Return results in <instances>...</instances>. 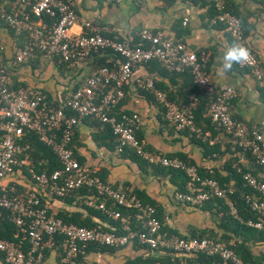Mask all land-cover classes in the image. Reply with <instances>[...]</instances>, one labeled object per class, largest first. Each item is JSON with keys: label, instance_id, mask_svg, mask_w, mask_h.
Segmentation results:
<instances>
[{"label": "built area", "instance_id": "2783aa9c", "mask_svg": "<svg viewBox=\"0 0 264 264\" xmlns=\"http://www.w3.org/2000/svg\"><path fill=\"white\" fill-rule=\"evenodd\" d=\"M104 1L117 4L122 0ZM207 1L215 9L212 23L224 26L234 42L249 48V61L239 66L248 69L264 91V69L247 43L241 19L226 8L224 0ZM43 15L53 20L48 23L43 20ZM0 20L13 31L16 42H24L23 45L15 44L11 60L13 67L41 56L50 60L59 57L67 62L69 68L76 69L99 50H109L116 56L111 65L91 69L74 91L54 105L47 103L39 87L14 85L11 70L5 62L6 40L0 36V217L6 210L8 219L28 239L27 248H23L21 239L0 237V255L6 264H41L44 247L52 243L49 239L54 235L62 237L63 261L67 264H76L78 256L84 255L90 244L119 248L136 242L149 249L162 248L181 257L179 260L171 258L168 261H142L140 264H188L183 256L198 253L217 256L220 261L191 264H247L226 243L212 238L175 237L168 240L160 232L163 224L156 216L154 205L103 180L96 168H89L78 160L71 146L79 122L86 117L95 119L111 129L116 153L131 150L150 166L179 170L189 177L186 189L174 193L175 201L200 206L213 199H222L230 215L240 219L233 200L234 185L221 183L212 175L201 176L194 164L177 156L147 149L135 134V127L141 123L140 114L122 109L117 111L125 97V85L133 76L134 65L155 61L172 73L189 72L193 84L208 98L207 115L214 127L228 136L242 153H249L254 163L264 170V133L260 128L250 127L232 116L230 103L237 90L233 85H217L211 79L206 70V51L189 49L181 39H173L162 31L153 32L149 28H142L137 35L138 44H133L132 39H120L113 27L101 26L93 18L82 20L80 31L74 32L72 27L78 21V15L72 0H0ZM135 84L162 104L164 119L175 130L202 135L195 124L194 111L200 102L198 95H189L187 101L180 105L170 100L150 76L136 77ZM26 132L36 134L40 142L52 148L61 162L60 168L40 173L34 170V165L25 157L29 145L18 142ZM232 166L253 191L244 194V200L256 213L257 219H249L247 223L262 229L264 181L238 162ZM23 170L33 182L30 190L17 192L14 184L3 183L9 175ZM83 187L94 190L83 197L87 206L105 210V201H98L96 196L102 195L114 206L131 209L139 227L133 228L127 215L112 208L108 214L120 219L122 232L65 222L50 212L48 199L69 196ZM42 196L45 198L43 203ZM44 236H48V240Z\"/></svg>", "mask_w": 264, "mask_h": 264}, {"label": "crops", "instance_id": "0c3cea01", "mask_svg": "<svg viewBox=\"0 0 264 264\" xmlns=\"http://www.w3.org/2000/svg\"><path fill=\"white\" fill-rule=\"evenodd\" d=\"M202 1L122 0L112 4L104 0H72L78 15V21L72 30L80 31L81 21L93 18L101 26L113 27L115 35L121 39H132L142 28H149L153 32L162 31L173 39H181L189 49L206 51V70L211 79L217 85L229 84L237 90L236 97L230 103L232 116L250 127L260 128L264 133V91L248 69L240 67L239 64H234L231 71H221L220 57L234 40L224 26L212 23L209 2ZM227 3L231 9L245 17L247 43L264 69L263 1L227 0ZM185 18L187 20L184 23ZM0 36L6 40L5 62L11 70L14 84L39 87L49 101L68 96L74 85L79 84L104 55L106 61L116 58L113 53H95L83 65L68 71H61L54 60L41 56L13 67L11 60L18 42L4 26H0ZM142 75L154 78L156 86L180 105L187 101L184 93L188 85L183 75L169 72L155 61L133 66V76L125 85L121 108L140 114L141 123L136 128V134L147 149L171 156L183 153L196 166L198 172H214L221 179V183L235 185L231 172L234 162L240 163L245 170L264 181V170L253 165L247 154L235 147L211 121L208 125L203 123L205 128L199 127L201 136L188 130H175L164 119L162 104L151 93L137 88L135 78ZM203 115L204 118L207 117L206 112ZM108 136L104 124L88 117L83 118L76 127L72 141L77 157L89 168L103 169L106 181L115 187L142 191L153 200L157 213L161 215L162 224L171 230V234L190 237L192 231L201 230H213L218 235L222 234L223 230L217 227L220 212L217 213L216 207L211 210L206 204L195 207L175 201L174 193L179 190L180 179L171 176L165 169L157 170L156 167L130 159L123 153H116L113 138ZM204 143H207L208 148ZM215 145H218V151L206 154L209 147ZM3 183L14 184L24 192L33 188L32 180L22 171L9 175ZM47 201L52 213L66 210L81 211L84 216L87 214L77 201L67 202L56 198ZM91 218L99 220L95 216ZM102 223L108 225L106 222ZM232 242L233 239L230 243ZM250 246L253 254H264V240L250 242ZM175 257L178 260L181 258L162 248L149 249L137 243H129L114 250L86 252L77 264H128V261L170 260ZM0 264H6L1 255ZM41 264L67 263L63 261L61 252L53 248L47 252Z\"/></svg>", "mask_w": 264, "mask_h": 264}, {"label": "trees", "instance_id": "16d2710c", "mask_svg": "<svg viewBox=\"0 0 264 264\" xmlns=\"http://www.w3.org/2000/svg\"><path fill=\"white\" fill-rule=\"evenodd\" d=\"M202 2H204V0ZM263 5H264V1H263ZM225 6L231 13H233L234 15L238 16L241 19V23H242L243 30H244V35H246V33H247L246 27L247 26H246L245 17H242L238 12L231 9L227 3V0L225 1ZM209 12H210L209 16L213 17L215 15V9L210 2H209ZM42 18L44 21H46L48 23H50L53 20L48 15H43ZM5 24L6 23L4 21L0 20V26L6 27L10 31V33L12 34L13 38L15 39L13 31L9 27H7ZM138 42H139L138 36H134V38H132V43L138 44ZM23 43L24 42L21 40L18 41L19 45H23ZM95 53L111 54L112 52L109 50H99L97 52H93L92 54H95ZM105 56L106 55H104V57ZM104 57H102V59L98 62V64L95 67H98L101 65H111L112 64V61H106V59ZM53 60L59 66V69L61 71L70 70L67 62L63 61L61 58L56 57ZM176 74L183 75L185 77L186 82H187L188 89L184 93V97L186 98V100L188 99L189 95H191V94L198 95L200 102L194 111V113H195V124H196V126H198L200 128H203V127L205 128V126H203V123L208 125L211 121V119L208 115L206 118H204V115H203L205 112L207 113V100H208L207 96L205 95V93L201 89H199L196 85L193 84L192 78H191V75L189 72L176 73ZM84 79L79 84H75L72 91H74L84 81ZM166 95L170 100H174V98L172 96L168 95L167 93H166ZM44 98L47 101V103H50V104L52 103L54 105H58L64 99V98H62V99L55 100V101H49L45 93H44ZM123 100H122V102H123ZM122 102L118 105L117 111H120V109H122L121 108ZM68 113H69V111H68ZM93 120H95V119H93ZM95 121L98 122L97 120H95ZM98 123H100V122H98ZM104 126L106 127L107 134L109 135L108 137L112 136L113 141H114V146H115L116 141H115V137H114L111 129L109 128L108 125L104 124ZM136 128L137 127H135V134H136ZM136 136H137V134H136ZM229 140H230V138H229ZM18 142L21 143L22 145H25V144L29 145V148L27 149V151L25 153V157H26V160L28 163L34 165V170L36 172L40 173L42 171H52L56 168L61 167V162L59 161L56 154L53 152L52 148L49 146H46L45 144L40 142L38 139V136L36 134H34L32 132H26L20 139H18ZM203 145L206 148H208L207 143H204ZM71 146H72V143H71ZM218 149H219L218 145H215L214 147H209V151H207L206 154H211L212 152H217ZM123 154L126 155L127 157H129L130 159L136 160L138 162L140 161V162L147 164L145 161H143L140 157H138L131 150H125L123 152ZM174 156H177V157L183 159L184 161H186L187 163L192 164V161L189 160L183 153H179V154L174 155ZM247 156L251 159V163L253 165H256L249 153L247 154ZM77 158L80 162H82L81 158H79V157H77ZM153 167H156V166H153ZM257 167H259V166H257ZM155 169H157V170L158 169H165L167 171V173L171 174V176L176 177L177 179H180V184L178 186L179 190H185L186 184H188L190 182L189 177L182 171L175 170V169L160 168V167H156ZM23 172L28 175V173H26L25 170H23ZM231 172H232L233 178L235 180L234 186L236 189L235 194L233 195V200L237 206L240 219L230 215L229 210L224 205V202L222 199H213L211 201L206 202L205 204L207 205V207L209 209L212 210L213 207H216V209L218 211L217 213L220 212L219 221L217 222V227L219 229L223 230L222 234L218 235L213 230H201V231H192V233L190 234L191 235L190 237L197 238V239L207 237V238H212L216 241L224 242L229 247H231L236 252V254L245 263H247V264H264V254H261V255L253 254L251 251V246H250V242L258 241V240H260V241L264 240V228L257 229L251 225H248V223H247V221L249 219H257L256 213L253 212L246 205L245 200H244V194L253 193V191L250 187H248L245 184V182L242 180L240 175L235 171V169H231ZM97 173L103 180H106L105 175L103 174V169H101V168L97 169ZM198 173L201 176L212 175L215 178H217L218 180H220V182H222L221 179H219V177L214 172L210 173L208 171H205L203 173L202 172H198ZM14 186L16 187L17 192L22 191L16 185H14ZM123 189L126 191L129 190L125 187ZM129 191L136 194L142 201L148 202V203L154 205V207L156 208V216L159 218L160 221H162L161 215H159L157 213V206L153 200L149 199L142 191H139V190H129ZM91 192H94V190L83 187V188H80L79 190L75 191L74 193L70 194L69 196L56 197V199L65 200L67 202H71V201L79 202V206L87 211V214L85 216L83 215V213L81 211L70 212V211H66V210L58 211L57 213H55V216L62 218L65 222H72V223H75L77 225L88 226V227L96 226V227H100V228L107 230V231H113L114 230L117 232H122L120 219L119 218H113L108 214V210L110 208H112V209L118 210L122 215H127L129 218L130 224L132 225L133 228L139 227V223L135 220V218L133 216V211L131 209H127L125 207L114 206L109 199H106L102 195H96V196L98 198V201H105V206H106L105 210L95 209L93 207L87 206L84 203L83 197L86 194H91ZM44 201H45V198L42 196V203ZM201 206L202 205L195 206V207H201ZM8 215H9V213L6 210H4L2 212L1 217H0V237L5 238V239H10V240L21 239L23 241V248H27L28 239H27L26 234L19 231V229L8 219ZM91 216H95L99 220L95 221L91 218ZM102 222H106V223H108V225H105ZM160 232L162 234L165 233L164 235L168 240H172L175 237H182V238L186 237L185 235L171 234V230H169L164 225H163L162 229L160 230ZM44 238H45V240H48L49 237L44 236ZM232 239H233V242L230 243V241ZM49 240L50 241L52 240V243L50 245H46L44 247V250H43L44 257L47 254V252L53 248L59 250L61 252V256L63 257V251L61 248V241H62L61 235H54L52 237V239H49ZM142 247H145V246H142ZM114 249L115 248L108 247L105 245L90 244L86 248V252H89L91 250L104 251V250H114ZM84 255L78 256L76 264ZM183 258L186 260V262L188 264L198 263V262L211 263V262H219L220 261V259L217 256H207L204 253H198V254L192 255V256H183ZM175 259L178 260L177 257H175ZM153 260L154 259L141 260V261L140 260L128 261V264H140V262H142V261H153ZM168 260H169V258L164 259L162 261H168Z\"/></svg>", "mask_w": 264, "mask_h": 264}, {"label": "clouds", "instance_id": "9594fccd", "mask_svg": "<svg viewBox=\"0 0 264 264\" xmlns=\"http://www.w3.org/2000/svg\"><path fill=\"white\" fill-rule=\"evenodd\" d=\"M251 52L248 47L239 43L233 42L227 46L223 55L220 57L222 72L231 71L234 64H244L249 61Z\"/></svg>", "mask_w": 264, "mask_h": 264}, {"label": "rangeland", "instance_id": "374dc122", "mask_svg": "<svg viewBox=\"0 0 264 264\" xmlns=\"http://www.w3.org/2000/svg\"><path fill=\"white\" fill-rule=\"evenodd\" d=\"M205 205V204H204Z\"/></svg>", "mask_w": 264, "mask_h": 264}]
</instances>
